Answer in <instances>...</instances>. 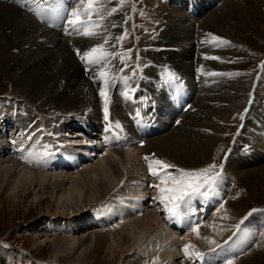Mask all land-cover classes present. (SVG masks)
<instances>
[{
	"label": "rangeland",
	"instance_id": "374dc122",
	"mask_svg": "<svg viewBox=\"0 0 264 264\" xmlns=\"http://www.w3.org/2000/svg\"><path fill=\"white\" fill-rule=\"evenodd\" d=\"M19 1L16 2V4L13 2V4L17 5L21 12L25 13L26 16L27 14L30 15L27 16L29 19L34 15L37 22L45 24L44 26L41 24V26L49 30V37L53 34L54 36L57 35L59 38V32L62 31L63 26L66 25L64 23L66 22V15H64V22L61 15L57 14L53 18L52 23H50L46 21L48 17L47 12L44 11L43 15L37 16L33 11L29 10L30 7H35L34 4H26L24 0ZM228 1L233 2L235 5H240L241 9L245 6V0H125L121 8V15H123L121 17H123V19L121 22L122 31L120 35L125 29H127L129 35L122 42V46L117 45V51L123 52L126 49H131V59L126 61L129 66L123 68V72L119 71V69L123 67L119 59H114L112 61L114 65L113 68L117 69H112V71L114 75H125L130 77V80L127 85H125L122 80H117L106 89L110 97L109 120L112 124L111 128L108 127L109 121L104 119V101L99 95L102 81L100 79H94L99 71V68H97L99 66L89 68L81 61L77 53H71L80 67L81 76L79 78V84L84 85L79 91L86 92L85 90H89L92 104L97 105L96 107L99 109L97 112L103 120L101 124L102 127L104 126L102 133L104 134L105 132L103 138L107 140L101 139L99 142L101 143L102 150L94 153L99 154L101 157H105L108 155L107 151H110L108 144H117L124 152L134 151V155L138 154L139 158L143 161L140 167L142 171L140 168L138 169V172L142 174L139 173L140 175H138L137 172L138 178L136 181L139 179L141 180L137 182L134 180L133 182H135V187L141 193L139 196L142 197L144 193L145 198L141 203L140 209H132L129 207V212L136 218L137 216L145 215L148 211H155L158 216L155 217L165 223L169 229L175 231L176 235L181 238L195 228L200 229L201 237H208V240L204 239L206 242L204 241L205 243L203 247L201 246L202 248L200 247L198 249L195 247L196 250L207 254L203 260H190L186 258L182 245L178 246L176 249L169 248V252L171 253L169 255L176 254L175 250L179 251L181 258L185 260L186 264H226L227 260H214V257H212L214 252H211L210 249H216L215 252L217 253L219 252L217 250H226L231 256L232 241L235 238L236 241L240 240L237 239L238 236L245 239L248 245L241 251V255L232 259L233 264H264V211H256L252 215H248L252 209H264V182L260 186H257L256 190H253L254 188H249L239 176L232 172H227L225 169L227 161L234 153L235 149H238L237 153L239 154L237 157L243 156L241 161H243L245 165L252 166L257 163L264 165V149L259 152L255 144L251 147L245 142L246 140L247 142L248 140L253 141L254 137L256 138L260 134V140L263 139L264 143V130L259 131L260 128H258V119L264 114V0H253L254 3L249 8L253 14V19L247 28L241 29L236 35L235 33H231V31H234L235 27L224 28L226 30L221 34L227 38V41L230 42L229 44H222L219 47H216L215 43L210 44L215 50L214 52L218 51L217 53H222L223 55L222 58L215 59L214 61L219 62L217 68H211L209 63L212 58L205 54L201 58L200 51L202 52L206 46L198 43V39L208 37L207 34L203 33L201 30L203 27L202 25H205L204 20L207 18L206 16L213 11L221 14V10L224 9V4ZM77 3L78 0H72L71 2L70 0L64 1L63 9L68 13ZM114 5L117 6L116 0H109L107 7H115ZM168 5H170V10L167 12L168 15L170 11L172 13L171 15L175 14L174 10H179L183 14L181 18L174 17L172 20L168 19L169 22H173L174 24L177 20H183L184 25L182 26H185L188 30L187 33L179 34V36L182 35V37L186 38V40L182 42L184 45L180 50L177 47L167 45L170 38L174 41L178 36V34L164 31V26L169 25V22L163 18V16H168L165 12V10L168 9ZM190 7H192L193 11L190 10ZM194 8H196L195 11ZM115 16L118 15L116 14L114 17ZM126 17L127 23H124ZM233 19L234 22H238L235 24H240V18L239 21L236 17H233ZM161 20H163V22ZM166 22L167 24L165 25L164 23ZM197 22H199V25ZM47 25L48 28H46ZM107 28L108 31H110L112 25H107ZM229 31L230 34L228 33ZM97 38L98 41H101V38ZM189 42L192 44L187 45ZM181 50L182 52H180ZM189 50H191L192 53ZM147 53H149V55ZM181 55L188 58L187 62L191 65V69L193 68L189 74H187V71L184 73V71L178 70L179 65L177 66L176 60L178 59H176V57ZM117 62L118 64H116ZM165 69L174 72L178 79L170 83H165L163 78ZM134 71L135 76H133ZM203 72H205V74ZM210 72L222 73L223 75L206 74ZM232 82H234L238 88H232ZM129 89H135V92H129V98H125L122 93ZM84 94L85 93H83L82 96ZM182 95L183 105L180 104L178 106L177 99L181 98ZM0 96H13L14 100H21V97L17 96L15 91H12V87L1 74ZM201 102L203 105L204 103L207 104L201 116L193 118L194 121H189V124L188 122H179L181 117L186 113H193L192 115L195 117V112L199 104L202 106ZM87 106L89 107V104ZM87 106H85L86 112L92 111V107L87 108ZM137 110L140 112L139 117L136 116ZM29 111L32 112L31 110ZM39 111L42 113L43 117L45 116V120H47V130L43 127L45 130L43 133L44 136L41 134V136L39 135L40 137H38L39 141L43 140L45 143L43 146L46 149L45 158L42 162L45 166H42L50 171L49 173L67 172L74 176L77 171L76 168L84 169L87 165L90 166L92 165L91 163L98 160V158L94 160L93 157L78 156L79 159L75 167H65L64 169L56 167L54 170L51 163H55L56 160H51V158L56 159L57 155L62 158L64 157V154H59L61 149L58 147L59 144H56V141L59 139L65 146L67 144L65 141H67L68 137L60 135L61 132L57 134L54 133V127L58 128V126L54 123V119H52L54 116L52 109H48L47 106L41 105ZM141 118H143L144 122H140ZM262 118L263 117H261V119ZM117 121H119L122 128H117L115 126ZM191 125H196L198 132H202L204 136L206 135L204 132L207 134L214 132L217 133L218 136H221L220 141L217 143V148L215 147V149L208 153L209 156H206L204 153L197 157V163L194 162L189 165L181 163V165L175 159L170 160L158 156L155 151L143 150L149 139L160 137L167 131L175 129H180L182 132L190 127L195 129L196 126L194 127ZM215 127L217 129H222L218 131L219 129L216 130ZM34 129L32 135L35 136L37 135V130ZM132 130H134V133ZM135 133H138L140 136ZM32 135L25 138L21 136V138H16L14 141L20 146L27 138V145V143H31L29 139L32 138ZM113 135L117 138H114ZM46 137L48 140H46ZM129 137L131 140H129ZM76 139L79 141L81 137H76ZM116 140L121 141L117 142ZM134 155L131 158H133ZM145 157H148L149 161L159 159L168 164L176 165L177 168L183 169H201L211 164L216 165V167L211 170V174L220 173V175L213 187L217 188L218 191L220 188L221 195H219L222 196L224 202L228 203L229 207L233 209L235 207L234 210L239 211V215L238 217L236 216L237 219L232 222V225L229 228H224L228 236L226 237L227 240H221V242L217 244L221 247L217 248V246H215L214 248L210 243L212 241L210 235L213 233L211 230L214 228L213 231H215L217 226L216 223L220 221V217L215 215L217 210L213 208L209 211L205 205L207 201L206 197L213 187L204 189L207 195H197L198 197L193 198H196L193 201H195L194 203L197 202L196 204L199 207V212L202 213L204 211L203 217L205 213L209 211L203 219H200L201 221L199 220L200 222L198 221V223L194 224L190 222L189 219L185 220L182 216H179L185 214L184 210L189 212V208L186 207V204L182 205L178 210V215L170 219L164 203H161L159 199L161 193L159 187H157V185L163 187L165 184L159 176H154L149 172V161H146ZM88 161L93 162L87 163ZM82 163H85V166L83 165L84 167H81ZM154 167L158 168V166L155 165ZM19 168L18 166L12 175L0 173V264H161L159 258L152 255L153 246L150 245L147 249L142 250V248H144L143 243L148 240L151 242L153 235H148V233H146L141 237L143 239L133 241V247L127 251L128 254L124 250L123 245L118 243L120 235H122L120 231L125 220L118 217L110 220L105 218L111 211L109 204L111 207L114 206V203L110 201L112 200L111 196L106 195L104 196L105 198L103 197V199L101 198L98 201L80 203V201L77 200L78 204H69L65 198V189L52 191L51 188H47L44 190L40 189V186L34 185L31 187H23L24 189L14 197L12 195V188L17 182ZM165 172L179 175L176 169L162 170L161 175H164ZM140 177H143V179ZM170 185L171 184H168V186ZM108 197L110 198L108 199ZM198 199L199 201H197ZM190 202L192 201H189V203ZM151 203L154 204L152 205ZM46 209L54 212L55 214H53V217L55 216L54 218L58 219V221L63 223L77 222L78 227L76 233L68 235V233H65L63 230H50L51 233L45 232L46 236L42 235L41 230L46 228L48 223L43 222L44 220L40 218V214ZM99 212L105 214L103 216L105 219L99 217L101 222H98L96 218L94 219L93 217L99 216ZM201 213L199 214L201 215ZM245 217H247V219H245ZM242 220L241 229L235 231V225L239 224ZM212 221L217 222L210 223ZM90 232L98 234L97 239L99 244L96 247H92L87 253L81 251L80 247V249H72L74 244L71 237H78L84 234L87 235ZM147 237L149 239H147ZM230 237L231 239H229ZM147 243L148 242H146V244ZM54 246L56 248L60 246L61 249L67 250H65L64 255L59 253L56 254ZM179 261V259H176L175 264H180Z\"/></svg>",
	"mask_w": 264,
	"mask_h": 264
},
{
	"label": "bare ground",
	"instance_id": "6f19581e",
	"mask_svg": "<svg viewBox=\"0 0 264 264\" xmlns=\"http://www.w3.org/2000/svg\"><path fill=\"white\" fill-rule=\"evenodd\" d=\"M18 1L19 0H0V74L3 75V78L12 87V91H15L17 96H20L22 100H14L13 96H0V173L12 175L16 171L17 167H20L18 171L19 175L17 177V182L12 188V195L15 197L21 192L22 189H24L23 187H31L34 185H38L40 186V189L44 190L47 188H51L52 191H60L65 189V198L69 202V204L77 203V200L80 201V203L98 201L101 198L103 199L104 196L109 195L112 199L110 201L114 203V206L111 207V205L109 204V208H111V211L108 215H106L105 218L107 220H110L118 217L125 220L120 231L122 235H120L118 243L123 245L126 252L133 247V241L143 239L141 237L148 233V235H153L151 242H149L150 240H148L146 241L148 242L147 244L146 242L143 243L144 248H142V250L147 249L150 245L153 246V250L151 249L153 251L152 255L159 258V262L161 264H175L176 259L180 260V264H186L185 260L181 258L179 251L175 250L176 254L169 255L171 254L169 252V248L176 249L178 246L182 245L183 247L188 243L194 245L198 249L201 246L203 247V244L206 241L203 239V237L200 236L199 228H195L199 232V235H197V232L191 231L183 238H181L176 235L175 231L169 229V227L165 225V223L156 218L158 216L155 211H148V213L146 212L145 215H140L139 217L137 216L135 218L128 210L129 207L132 209H140L141 203L145 198L144 193L142 197L139 196V194L141 193L135 187V182H133L138 178L137 172L143 162L139 158L138 154L134 155V151L124 152L123 149L121 150V148H119V145H112L110 143L108 144L110 151H107V156L104 155L105 157H101L99 154L94 153L96 151L102 150L101 143L99 141L101 139L107 140L106 138H103L102 135L103 127L101 124L103 123V120L97 112L99 111V109H97L96 107L97 105L92 104L90 98L91 93L89 92V90H85L86 92L79 91L83 88L84 85L79 84V78L81 76L80 67L71 53H77V49L83 52L101 41H98L97 37H84L81 35H77L72 31L71 27L67 23L65 26H63L62 31L59 32V38L57 37V35L54 36L53 34H51L52 36L49 37V30L41 26V24L43 26L45 24L37 22V19L34 17V15H32V18L29 19L27 16L30 15L27 14L26 16V14L21 12L18 9V6L15 5ZM13 2L15 4H13ZM253 3V0H245V6H243L241 9L240 5H235L233 4V2L228 1L224 4V9L221 10V14L213 11L208 16H206L207 18L205 17V25H202L203 27L201 30L203 31V33L207 34L208 37L198 39V43L206 46L205 49L202 50V52L200 51L201 58L204 54L209 56L210 58L223 57L222 53H217L218 51L214 52L215 50L210 46V44L212 43L207 42L211 41V37L208 34L211 33L215 36L223 38L224 40H227V38L222 35L226 30L224 29L225 27H235L234 31H231V33H235V35L240 32L241 29L247 28V26L251 24V21L253 19V14L249 9L250 6L253 5ZM110 6H108V8ZM167 8L168 9L165 10L166 13L170 10V5H168ZM195 9L196 8H194V11ZM55 11L63 14L65 12V9L60 8V10L55 9ZM174 13L175 14L171 15L172 13L170 11L169 15L167 13L168 16H163V18L169 22V20L174 19V17H183L182 12L179 10H174ZM116 14L118 16L114 17V15ZM114 15L106 19L105 25H118L117 27H112V29H110L109 31L112 36L115 37L119 36L122 31L121 22L123 17L121 16L123 15H121V10ZM233 17L238 18V21L240 18V24H235L237 21L234 22ZM161 21L163 22V20ZM233 22L235 25L233 24ZM198 23L199 22H197V24ZM164 24L166 25L167 22ZM182 25H184V21L177 20V22L175 21L174 24L173 22H169V25L164 26V31L178 34L177 38L174 41H172V38L169 39V43L167 44L168 46L177 47L179 50L182 48V46L184 45L182 44V42H184L186 38L182 37V35L179 36V34L188 32L186 27ZM46 28H48V25ZM65 29H67V31H65ZM228 33L230 34V31ZM111 43L116 45L115 40H113ZM191 44V42L187 43V45ZM115 50L117 51V45ZM180 52H182V50ZM147 54L149 55V53ZM176 59H178L176 60L177 66L179 65L178 70L184 71V73L187 71V74H189V72H191L193 68L191 69V65L189 64V62H187L188 58H185L181 55L177 56ZM214 61L215 59H211V62L209 63V65H211V68H217L219 64L218 61ZM118 62L116 64H118ZM203 73L205 74V72ZM233 87L234 89L238 88V86L235 85L234 82H232V88ZM83 93L85 94L82 96ZM178 99V102H180L179 104L183 105L182 97ZM88 104L89 107L87 106ZM41 105H45L48 107V109L53 110L54 116L52 119H54V123L58 126V128L54 127V133L57 134L58 132H61L60 135L68 137L67 141H65L67 142L65 146L63 145V142L59 141V139L56 141V144H59L60 146L58 145V147L61 149L59 154H64L63 159L68 164L67 167H75L79 159L78 156H86L89 158L93 157L94 160L96 158H98V160H96L95 162L91 161L93 163L88 161L87 163H91L92 165H87L84 169L76 168L78 172L76 171L74 176L67 172L49 173L50 171L46 170V168L42 166L44 165V163L42 162L45 158L46 151V149L43 147L45 143L43 140L39 141V137L41 136V134L43 135L44 131L47 130V120H45V116L43 117L42 113H40L39 111V107H41ZM85 106H87V108L92 107V111L86 112ZM205 106H207V104L205 103L204 105L202 104V106H200L199 104L198 109H196L195 112V117H193V113H186L181 117V120L179 122H188L189 124V121H194L193 118L201 116L205 109ZM29 110H31L32 112H30ZM261 117L263 118L261 119ZM261 117L258 119V128H260L259 131L264 130V114H262ZM140 122H144L143 118L140 119ZM43 127L45 130L43 129ZM34 128L37 130V135L35 136L32 135V131ZM195 129L190 127L183 132L182 130L180 131V129L167 131L160 137L149 139L147 141V145H145L143 150H150L151 152L155 151L158 156L165 157V159L168 158L170 160L175 159L180 164L184 163L185 165H189L191 163H194L197 161V157L201 156L204 153L207 156L208 153L215 149L218 141H220L221 139V136H218L217 133H214L211 130V134H207L206 132H204L206 134L204 136L202 132H198L197 126L195 127ZM218 129L216 128V130ZM221 129H219L218 131H221ZM133 131L134 130H132V132ZM28 134L32 135V138L29 139V141L31 142L29 143L30 145L28 143L26 145V142L28 140L27 138L25 142L23 141L22 144H20V146L15 143L14 140L16 138H21V136L22 138H25L29 136ZM76 137H81V140L78 141ZM260 137L261 136L259 134L256 138L254 137L253 141L248 140L247 142L246 140L245 142L251 147L253 144H255V147H257L260 152L262 149H264L263 139L260 140ZM46 140H48L47 137ZM129 140H131L130 137ZM237 152L238 149H235V154L233 153L234 155L232 154L233 156L231 155L232 157H229L225 169L227 172L229 171L239 176L249 188H254L253 190H256L257 186H260L264 182V165L259 163H257L256 165L253 164L252 166L245 165L244 162L241 161L243 159V156L237 157V155L239 154ZM133 155L134 157L131 158ZM51 160H54V158H51ZM84 164L85 163H82L81 167ZM51 165H53L52 167L54 168V170L56 167H61L62 169L65 168L64 166H62V161H60L59 163L57 158L56 162H52ZM139 173L140 172H138V175L142 174ZM140 178L143 179V177ZM140 180L141 179L137 181ZM168 184L171 183L169 182ZM217 191V188H211V192L206 197L207 201L205 203L206 208L209 211L214 208V210H217L215 212V215H218L220 217V221L218 220L219 223L216 221L218 224L215 221L210 222H215L217 225L215 231H213L214 228L211 230L213 232L212 234L209 232L211 234H209L210 238L212 237V241H215V243L210 242L214 246V248L218 243L221 242V240L226 239L228 235H226V231L224 228H229L232 225V222H234V220H236L239 215V211L234 210L235 207L233 209L228 206V203L222 201V197L220 196V188L219 191ZM109 198L110 197H108V199ZM191 201L192 202H188L186 204V207L189 208L190 213L184 210L185 214H181L179 216H187L190 220L196 222L203 218L202 215L204 211L202 213L199 212V207L196 204L197 202L194 203L195 201ZM197 201H199V199ZM209 211H207L206 213H208ZM101 212H99V216H93L94 219L96 218L98 222H101L99 217H103L105 215ZM199 213H201V215ZM53 214L55 213L48 209L43 210L40 214V218L44 220L43 222L48 223L46 228L41 230L42 235H45V232L51 233L50 230H63L65 231V233H68V235L76 233L78 227L77 222L63 223L54 218L55 216L53 217ZM235 231L238 230L236 229ZM97 236V233L90 232L87 235L84 234L78 237H71L74 244V247L72 249L75 250V248L77 249L80 247L81 251L87 253L89 250H91L92 247H96L99 244ZM147 239L149 238L147 237ZM237 239L241 240L242 237L238 236ZM54 249L56 254L59 253L63 255L65 253V250H67L61 249L60 246L57 248L54 246ZM217 251L219 252L217 253L214 251V254L212 256L214 257V260L220 259L218 261H224L229 258L228 252H226V250Z\"/></svg>",
	"mask_w": 264,
	"mask_h": 264
},
{
	"label": "snow or ice",
	"instance_id": "6c2138e0",
	"mask_svg": "<svg viewBox=\"0 0 264 264\" xmlns=\"http://www.w3.org/2000/svg\"><path fill=\"white\" fill-rule=\"evenodd\" d=\"M108 2L109 0H78L77 5L72 7L68 12L66 22L71 27L72 31L77 35L101 38V42L94 44L87 50L81 52V50L77 49L76 51L81 61L89 68L92 66H99V71L94 79H100L102 81V87L100 88L99 95L104 101V119L109 121L108 127L111 128L112 124L109 120L110 97L108 96L106 89L117 80H122L125 85H127L130 80V77L128 76H118L113 74L112 69L114 65L112 64V61L114 59H119L123 65L119 71L123 72V68L129 66L126 61L131 59L132 50L126 49L123 52L115 50L116 45L122 46V42L129 35L127 29H125L120 36L114 37L105 25V21L108 17L121 10L125 0H116L117 6L111 8L107 7ZM24 3L34 4L35 7H30L29 10L33 11L37 16L43 15L44 11L47 9L54 10L57 8H63V0H51V2L50 0H24ZM124 23H127V17L125 18ZM117 26L118 25L116 24L112 25V27ZM65 31H67V29H65ZM208 35L211 37V41L207 42L215 43L216 47H219L222 44L230 43L229 41L211 33ZM113 40L116 41V45L111 43ZM211 58L219 59V57ZM206 74L223 75L222 73L211 72ZM133 76H135V71L133 72ZM163 78L165 83H170L178 79L174 72L167 69L163 72ZM129 92H135V89H129L122 94L125 98H129ZM136 116H140L139 110H137ZM115 126L117 128H122L119 121L116 122ZM148 159V157H145L146 161ZM154 165L158 166L159 170L157 167H154ZM215 167V164H211L206 168L201 169H183L177 168L176 165L168 164L159 159L149 161V172L154 176H159L165 184L164 187H160L159 185H157V187H159V191L161 193L159 199L161 203H164L170 219L178 215V210L182 205L187 204L197 195H207V192L204 191V189L212 187L220 175V173L211 174V170ZM167 169H176L179 175H173L171 172H165L164 175H161V171ZM169 181L171 182L170 186H168ZM256 211H264V209H252L248 215L250 216ZM245 219H247V217H245ZM242 223L243 220L239 224H236L235 228L239 230ZM193 231L197 232V235H199V232L196 229H193ZM203 239L208 240L207 237H203ZM229 239H231V237ZM211 243H215V241H211ZM219 247L221 246L217 245V248ZM210 251L214 252L215 249H210ZM183 252L185 257L190 260H203L207 255L202 251L196 250L195 246L190 243L183 246ZM226 264H233V261L229 260Z\"/></svg>",
	"mask_w": 264,
	"mask_h": 264
}]
</instances>
